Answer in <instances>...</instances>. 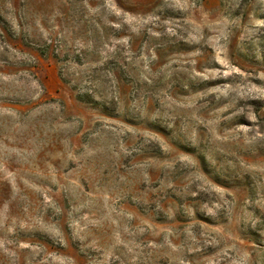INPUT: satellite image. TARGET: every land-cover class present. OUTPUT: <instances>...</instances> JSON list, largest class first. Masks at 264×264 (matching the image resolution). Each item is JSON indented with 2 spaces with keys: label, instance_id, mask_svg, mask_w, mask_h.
Here are the masks:
<instances>
[{
  "label": "rangeland",
  "instance_id": "rangeland-1",
  "mask_svg": "<svg viewBox=\"0 0 264 264\" xmlns=\"http://www.w3.org/2000/svg\"><path fill=\"white\" fill-rule=\"evenodd\" d=\"M0 264H264V0H0Z\"/></svg>",
  "mask_w": 264,
  "mask_h": 264
},
{
  "label": "trees",
  "instance_id": "trees-1",
  "mask_svg": "<svg viewBox=\"0 0 264 264\" xmlns=\"http://www.w3.org/2000/svg\"><path fill=\"white\" fill-rule=\"evenodd\" d=\"M77 97H78L79 100L84 101V102L98 103L97 99H95L89 93H87V94L78 93Z\"/></svg>",
  "mask_w": 264,
  "mask_h": 264
}]
</instances>
